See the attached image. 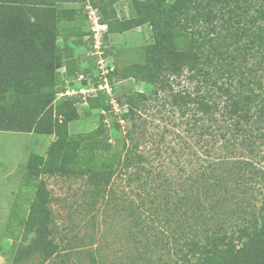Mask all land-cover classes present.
Listing matches in <instances>:
<instances>
[{
  "label": "trees",
  "instance_id": "obj_1",
  "mask_svg": "<svg viewBox=\"0 0 264 264\" xmlns=\"http://www.w3.org/2000/svg\"><path fill=\"white\" fill-rule=\"evenodd\" d=\"M132 7L136 17L122 31L149 25L152 44L145 59L109 75L148 91L119 97L128 113L111 124L104 93L89 98V114H106L96 130L72 138L68 124L78 120L81 96L53 106L59 10L48 0H0V132L55 134L48 157H31L29 169L79 168L95 197L125 181L139 199L134 226L170 229L168 240L191 237L177 241L185 255L162 264H264V0H136ZM170 127L176 138L155 133ZM169 139L177 173L164 166ZM46 194L42 182L17 261L59 254L40 212ZM136 253L130 264H160L148 262V250Z\"/></svg>",
  "mask_w": 264,
  "mask_h": 264
},
{
  "label": "rangeland",
  "instance_id": "obj_2",
  "mask_svg": "<svg viewBox=\"0 0 264 264\" xmlns=\"http://www.w3.org/2000/svg\"><path fill=\"white\" fill-rule=\"evenodd\" d=\"M134 1L48 0L60 12L56 49L61 64L57 71L55 111L65 101L66 97L62 94L67 88L75 90L69 91L72 94L69 97L75 101L79 96H84L82 90L97 87L98 96L104 93L106 97L101 100L113 107L107 118L111 124L115 120H123L128 113L127 105L119 107V97L128 100L134 93L148 91V86L143 82L119 81L111 79L110 75L102 76L108 69L139 63L145 59L146 49L152 44L153 33L149 25L126 31L121 29L136 17L132 7ZM91 15L99 16L102 26L107 25L106 31H102L101 40L104 55L95 54L97 49L94 47ZM109 25L113 31H110ZM97 46L101 48L102 45ZM102 64L103 70L100 67ZM65 70L69 72L68 77ZM83 73H88L85 74L89 79L87 85L79 81V75ZM76 108L78 120L68 124V135L72 138L96 130L101 116L106 114L100 109H94L89 114V105L81 103H77ZM170 128L155 133L176 138L178 133ZM55 140V134L0 132V264H130L137 249L140 252L148 250V262L162 264L179 260L186 254L183 248H187L176 244L177 241L186 242L190 236L178 233L180 236L176 240H168L172 234L170 229L164 228L166 232L162 228L149 229L150 223L142 229L134 226L131 210L138 205L139 199L125 181L113 183L103 197H95L88 178L82 175L79 168L63 175L38 174L32 167L29 169L31 157L47 158ZM169 142L164 145L167 149L164 166L177 173L180 168L169 150L173 140L169 139ZM42 182L47 194L40 205V212L49 217V238L58 245L59 254L49 261L38 256L17 261L21 246L28 245L24 234ZM164 187L166 193L174 192L170 186ZM140 230L145 235H140Z\"/></svg>",
  "mask_w": 264,
  "mask_h": 264
},
{
  "label": "built area",
  "instance_id": "obj_3",
  "mask_svg": "<svg viewBox=\"0 0 264 264\" xmlns=\"http://www.w3.org/2000/svg\"><path fill=\"white\" fill-rule=\"evenodd\" d=\"M99 17V16H98ZM98 17H93L92 15L91 16H89V18H90V24L92 25V26H94L93 28H92V33H94L93 34V38H94V41H95V43H96V45L94 46L95 47V49H97V51L95 52V54H99V53H103V55H104V50H102V48H103V45H104V43H103V41H101L102 39H103V36H102V31H106V27H107V25H105V26H102L101 25V20H100V17L98 18ZM97 44L98 45H102L101 46V48H99V46H97ZM100 49V50H99ZM96 56V55H95ZM97 57V56H96ZM105 57V56H104ZM102 63V62H101ZM101 67V70H103L104 69V65L102 64V66H100ZM112 71V69H108V70H106L104 73H102V76H108L109 74H110V72ZM66 75V77H67V74H65ZM79 77H80V79H79V81L82 83H85V82H89L88 80V76H86V75H83V74H81V75H79ZM71 88H67V91H65V93L64 94H62L63 95V97H69L70 95H72L69 91H75L74 89H72V90H70ZM100 89H102V88H100ZM86 90V91H85ZM85 90H82L81 92H82V94H84V96H81V99L83 100V104L84 105H88V99L89 98H96L97 96H98V91H99V89L97 88V87H93V88H90V89H85ZM88 93H90V94H88ZM74 94H75V92H74ZM65 95V96H64Z\"/></svg>",
  "mask_w": 264,
  "mask_h": 264
},
{
  "label": "crops",
  "instance_id": "obj_4",
  "mask_svg": "<svg viewBox=\"0 0 264 264\" xmlns=\"http://www.w3.org/2000/svg\"><path fill=\"white\" fill-rule=\"evenodd\" d=\"M65 72L67 73V71L65 70ZM65 74V73H64Z\"/></svg>",
  "mask_w": 264,
  "mask_h": 264
}]
</instances>
